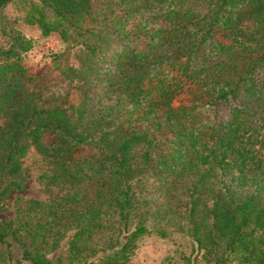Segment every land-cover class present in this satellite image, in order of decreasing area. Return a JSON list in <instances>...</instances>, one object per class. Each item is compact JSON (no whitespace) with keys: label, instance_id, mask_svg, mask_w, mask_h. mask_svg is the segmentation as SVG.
I'll use <instances>...</instances> for the list:
<instances>
[{"label":"trees","instance_id":"1","mask_svg":"<svg viewBox=\"0 0 264 264\" xmlns=\"http://www.w3.org/2000/svg\"><path fill=\"white\" fill-rule=\"evenodd\" d=\"M10 4L60 36L54 67L83 99L33 77V43L11 30L0 200L25 192L32 145L54 195L18 197L16 219L0 220V264H55L69 233L70 264H129L140 239L171 229L208 264H264V0H0V22ZM73 49L78 66L64 62ZM82 149L96 153L76 159Z\"/></svg>","mask_w":264,"mask_h":264},{"label":"rangeland","instance_id":"2","mask_svg":"<svg viewBox=\"0 0 264 264\" xmlns=\"http://www.w3.org/2000/svg\"><path fill=\"white\" fill-rule=\"evenodd\" d=\"M26 13L20 4H10L3 12V20L0 22V47L8 48L12 41L11 30L14 29L25 39L32 41L33 48L22 55L23 66L36 78L52 79L53 88L51 93L55 96L68 97L72 105L78 106L82 99V93L69 80L60 82L61 77L55 69L53 57L66 51V45L61 41L58 34L48 37L42 35L36 25L26 22ZM79 49L67 52L68 58L64 62L71 66H78L76 54ZM189 100L187 95H182L175 102L178 106L181 102ZM6 121L0 118V128ZM45 142H53V137L46 134ZM95 150L82 149L74 154L76 159H83L94 155ZM23 167L28 170L29 182L25 192L19 194L13 192L6 198L0 200V220L7 223L16 219L17 200L22 196L25 200L50 201L53 198V188L48 185V180L42 178L46 170L41 155L31 146L29 153L22 162ZM179 211H183L185 205L178 204ZM69 233L56 249L48 252V258L55 264L69 263L70 238ZM50 249V248H49ZM13 254L15 258H21L22 253L19 246L14 243ZM129 264H208L201 256H198V246L186 235L171 229L168 237L161 238L155 233L146 235L138 242V249ZM232 264H238L234 261Z\"/></svg>","mask_w":264,"mask_h":264}]
</instances>
